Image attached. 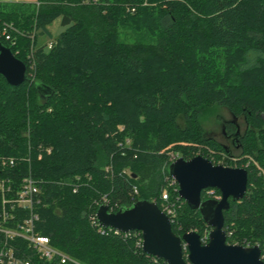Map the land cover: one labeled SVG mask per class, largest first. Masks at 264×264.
Returning <instances> with one entry per match:
<instances>
[{"label": "trees", "instance_id": "trees-1", "mask_svg": "<svg viewBox=\"0 0 264 264\" xmlns=\"http://www.w3.org/2000/svg\"><path fill=\"white\" fill-rule=\"evenodd\" d=\"M57 20L64 31L54 37ZM42 36L53 40L50 50L38 46ZM0 43L28 76L14 88L0 75V179L10 182L8 199L29 174L39 183L37 232L55 249L80 264H166L138 246L140 232L102 234L96 218L102 204L113 213L143 200L161 208L166 188L181 206L174 233L195 231L204 242L211 228L169 187V168L200 151L220 159L206 150L234 158L207 136L214 115L237 140L241 160L226 165L249 172L247 194L225 212L227 242L259 246L264 258V0L6 3ZM29 215L17 210L9 227ZM4 240L0 234V251ZM10 244L36 264H61L41 260L22 238Z\"/></svg>", "mask_w": 264, "mask_h": 264}, {"label": "water", "instance_id": "water-1", "mask_svg": "<svg viewBox=\"0 0 264 264\" xmlns=\"http://www.w3.org/2000/svg\"><path fill=\"white\" fill-rule=\"evenodd\" d=\"M0 75L14 88L28 80L25 63L1 43ZM169 175L179 186L180 198L192 210L199 211L211 228L207 244H203L197 232L177 236L170 218L156 203L146 200L117 213L111 212L108 205L100 206L97 211L100 226L124 234L141 232L143 252L166 264H264L259 246L228 244L225 232V212L231 209V201H242L248 192L247 169L215 165L198 155L191 160L178 159L170 166ZM208 190H218L220 199L203 200V192Z\"/></svg>", "mask_w": 264, "mask_h": 264}, {"label": "built area", "instance_id": "built-area-1", "mask_svg": "<svg viewBox=\"0 0 264 264\" xmlns=\"http://www.w3.org/2000/svg\"><path fill=\"white\" fill-rule=\"evenodd\" d=\"M6 33L7 32H5L4 35H6ZM6 38L8 41L11 40V36L7 35ZM43 151H45L48 155L52 153L51 148L44 149ZM42 157L43 153H40L39 159H42ZM177 160V158H173L172 164ZM15 165V160H11L9 162L10 167H14ZM9 184V181L0 179V195L2 196V204L0 205V207H2L0 216V234L5 236L3 247L0 251V264H36L32 260L17 256L14 247L10 244L16 237L27 241L29 246L38 255V257H40L41 260L51 262L58 257L61 260V264H67L69 262L73 264H80L79 262L55 249L51 245V239L49 237L43 236L37 232V224L40 222V216L36 213V208L41 204V189L39 187V183L31 176V174H29V176L23 180L20 192L15 198L11 199L6 197L7 194L11 192V187ZM176 185L177 183L171 178L169 187L173 188L174 192H178L179 196V186L177 185L178 188H176ZM207 193L209 199H220V197H216L215 190H208ZM178 198L181 199L180 196ZM160 202V209L170 218L173 225V222H175L177 219L178 209L181 207L179 205V201H173L169 189L166 188L162 193ZM17 210L29 211L30 215L13 229L9 227V224L15 219ZM97 226L100 228L99 232L102 234H107L108 231H114L116 234H123L126 238L132 234V232L124 234L114 229L103 228L100 226L99 222ZM138 236L139 235L137 234L135 235V237ZM208 238L209 236L205 237L204 242L208 241ZM137 244L138 246H143V236ZM184 248L185 251H187V246L185 244Z\"/></svg>", "mask_w": 264, "mask_h": 264}, {"label": "rangeland", "instance_id": "rangeland-1", "mask_svg": "<svg viewBox=\"0 0 264 264\" xmlns=\"http://www.w3.org/2000/svg\"><path fill=\"white\" fill-rule=\"evenodd\" d=\"M37 2H38V0H34L33 1L34 4H37ZM50 30H51V32H52V34H53L54 37H57L58 35H60V33H62L64 31L63 27L61 26V21L60 20H57L50 27ZM52 42H53V40H51L49 37L42 36L38 40V46H46L47 49L50 50V46H51V43ZM220 114L226 120H232L233 119L232 115L227 110H221L220 111ZM207 118L208 119L204 123V127H205V131L207 133V136L215 139L217 142H219L220 144L224 145L226 148H228L229 150H231V152H232L231 154L234 157V158H232V156H230V153H222V152H218L217 153V151L214 152L212 150H206L213 157H216V156L217 157H220V159H215L214 158V161H215L216 164L213 163V162L212 163L215 164V165H221V166H224V167H228L226 164H228L229 161H231V160H233V161L241 160L240 159L239 152L236 151L235 147L232 145L231 139H229L227 137V134L225 132L224 127L221 124L217 123L214 115H209ZM237 123L239 125L240 133L241 134H244V132H245V130L247 128V125L245 124V120L243 118L238 119L237 120ZM202 149H204V148H202ZM198 155H201V151L198 153ZM205 158H207V157H205ZM263 173L264 172H261V174H263Z\"/></svg>", "mask_w": 264, "mask_h": 264}, {"label": "crops", "instance_id": "crops-1", "mask_svg": "<svg viewBox=\"0 0 264 264\" xmlns=\"http://www.w3.org/2000/svg\"><path fill=\"white\" fill-rule=\"evenodd\" d=\"M33 1L34 0H0V4H6V3H33ZM49 29H50V27H49Z\"/></svg>", "mask_w": 264, "mask_h": 264}, {"label": "flooded vegetation", "instance_id": "flooded-vegetation-1", "mask_svg": "<svg viewBox=\"0 0 264 264\" xmlns=\"http://www.w3.org/2000/svg\"><path fill=\"white\" fill-rule=\"evenodd\" d=\"M236 123H237V120L235 121ZM238 124V123H237ZM238 127H239V125H238ZM225 132H226V130H225ZM227 134V133H226ZM238 134L239 135H242L241 133H240V129H238ZM227 137L229 138V139H231V141H232V145L235 147V145H237L236 144V142H237V140H236V137H230L228 134H227ZM224 146V145H223ZM225 147V146H224ZM226 148V147H225ZM227 150H229L228 148H226ZM230 151V150H229Z\"/></svg>", "mask_w": 264, "mask_h": 264}]
</instances>
